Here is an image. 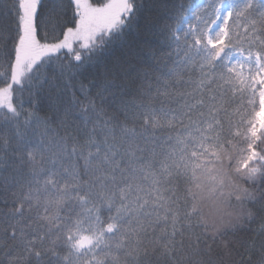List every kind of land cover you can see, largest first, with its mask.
I'll use <instances>...</instances> for the list:
<instances>
[{"label": "snow or ice", "instance_id": "6c2138e0", "mask_svg": "<svg viewBox=\"0 0 264 264\" xmlns=\"http://www.w3.org/2000/svg\"><path fill=\"white\" fill-rule=\"evenodd\" d=\"M261 145L264 0H0V264H264Z\"/></svg>", "mask_w": 264, "mask_h": 264}, {"label": "trees", "instance_id": "16d2710c", "mask_svg": "<svg viewBox=\"0 0 264 264\" xmlns=\"http://www.w3.org/2000/svg\"><path fill=\"white\" fill-rule=\"evenodd\" d=\"M142 23H143V19H142ZM261 147H264V145H261ZM258 225H254V227H257Z\"/></svg>", "mask_w": 264, "mask_h": 264}]
</instances>
